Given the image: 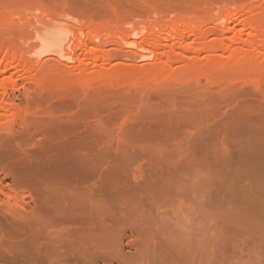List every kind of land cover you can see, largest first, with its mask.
<instances>
[{"label": "rangeland", "instance_id": "obj_1", "mask_svg": "<svg viewBox=\"0 0 264 264\" xmlns=\"http://www.w3.org/2000/svg\"><path fill=\"white\" fill-rule=\"evenodd\" d=\"M248 1L249 0H0V63H2L5 57L4 55L13 45L15 46L16 43L17 46H24V53L30 50L27 52V55L25 53L27 58H33V64L37 61V64L41 65L43 68L40 69V66L36 67L37 64H32L35 68H39L40 70L33 69L35 72V74L34 72L33 74L35 76L52 75V77L55 76V78L56 76H60L63 79L60 77L57 78L62 80L63 85H67V87L64 86L65 88L69 87V89H71L70 87H72L71 90L67 89V91L74 90L75 88L73 87L77 85L79 87L77 89L86 95H91L94 92H101V89L103 91L101 93L104 94L108 91L109 93L106 94L117 93V95L119 94L121 96V94L125 93L127 96L131 97L130 104L132 103V107L130 104L128 105L130 106L129 109L132 110V112H130L132 117L140 113L147 115L156 113L152 116H156L157 114L159 116L162 114L165 117H167L168 114H172L168 113L170 111L176 114H173L175 116V122L170 124L172 128L174 126L172 131L171 127L169 129L172 134L165 131L167 135L170 134L169 136H171L170 139L167 136L169 140H165L163 143L159 140L161 137L155 139L157 140L156 143L153 144L155 146L148 144L152 147H148V145L146 147V140L145 142L142 141L145 144H141L139 140L132 141L131 144L135 146H133L134 148L138 146L137 150L141 149L143 145L145 146V148L143 147L145 150L147 148L149 149V153L152 152L159 156L161 154L170 153V155H168L169 158L175 164H181L183 166L190 161L188 158L191 156L188 157L187 153L190 155V153L193 154L195 151L197 154L198 150L199 152L203 151L201 156L198 152L200 158L203 156L201 158L202 161L199 156L198 158H190L191 160L196 159L194 160V164L192 163L193 161L187 164L185 169L187 173H185L184 170L181 172L180 180L173 188L169 186V190L164 192L163 189L166 188V184L164 182L157 184V203L154 202L158 206H155V209L158 208L155 210V213L158 216V220L156 218V221L158 222V229L160 231L158 232L159 237L157 236L156 238L158 248L156 246L155 253L151 255L153 258L151 259L149 257L151 260L146 258L142 259L143 264L147 261H151L150 264H264V131H262V122L264 121L260 120L262 117L264 119V109L257 105L248 104L249 102H253L248 96V92L252 90L264 91V64L258 70L252 66H246L235 71L229 69L225 72L218 71L216 73L217 81L215 82L213 80L215 83L212 84L209 77L207 78V76L201 75L203 72L205 73V71L202 70V72L200 69H202V66L205 67V63L209 62L210 58L208 55L212 56L215 53L216 59L212 60V58V62H214V64L221 62L222 59L218 57L221 55L220 57L223 58L225 55L223 54L222 56L221 50L223 49L221 48L220 50L218 48L216 51L217 53L213 52L214 50L207 51L208 53L206 51L201 52V50L198 49L193 50L194 53L192 54L195 56L198 55L199 63L191 68L186 66L187 56L179 51L180 48L177 47L176 53L178 54L175 55V53H173L176 62L170 67V71L166 73L167 75L165 74L162 76L160 72V74H157V76L160 75L158 78H156V75L153 76V74L158 72L157 67L164 58V51H166L164 49L167 45L165 43L169 44L172 41H179L175 37L177 31L174 33L175 30L171 27L175 28L174 26H178L179 23H181L180 25L182 26L186 20L187 22L192 21L201 23L203 34V37H201L203 38L201 39L202 41L206 39L209 41L207 43H211L210 45L217 44L219 41L227 43L229 41V36L232 37L234 31H232L231 34H223L224 25L228 26L227 24L230 23V26H234L236 23H240L242 18H245V16L236 15L234 13V15L232 14L234 17L230 15V19L227 20V18H225L227 21L223 18L221 19V17L225 15L223 11L229 7L231 8L232 5H228L230 2L231 4L234 2L236 3H234V6L231 8L233 10L239 8V4L242 3L243 5L241 6L244 8L246 6H248L249 9L254 8V6L259 8L256 10H254L255 8L252 9L254 13L247 15H252V19L260 18V21H264V0ZM206 9H212L213 11L210 15L208 12L203 14ZM257 10L260 11L258 12ZM198 14H203L202 17H204L202 18ZM207 14L210 16V19L208 18L210 21H205L204 19ZM196 16L199 19L196 18ZM235 17L236 19H234ZM15 18H17L16 25L14 23L16 21H12L11 23V20ZM50 18H52V20ZM53 18L54 20L56 19L55 21L59 20L60 23L55 22ZM178 18L181 19L183 23L181 21L178 23ZM189 18H193L195 21L188 20ZM176 20L177 22H175ZM4 21L7 23H4ZM48 21L50 25L47 24ZM104 21H111L110 24L112 22L114 24L115 22L120 24L116 23L114 26L112 23L106 28L107 32L105 31L106 35L104 37L106 40L104 41L107 42L100 47L108 60L105 69L107 68L109 71L117 67H121V69L118 72H112L105 82H99V84H97L98 81H96V85H93L89 83L92 82L91 77H89L90 73L83 74L79 77V72H77L79 71L77 68L79 65L77 62L74 63V61H72L71 55H73L74 52L71 51L70 45H68L69 41L61 39V37L66 36L68 38L70 35L69 39H76V44L84 41L87 35L90 34L92 37L96 38V43L98 44L100 42L99 37L95 35L92 29L86 31L87 34H80L79 29H86L92 23H104ZM162 21H164V25L167 24V26H164ZM216 21L219 22L215 23ZM224 21L228 23L226 24ZM65 22L66 24H64ZM19 24H22V27ZM168 24L170 26H168ZM14 25H18L23 38L20 37L21 35L18 36L19 31L17 35L18 27ZM46 25H48V27ZM180 25L177 30L183 32L185 24L182 27H180ZM162 28H164V30ZM168 28H170L169 30L171 32L167 30ZM239 28L240 26L236 27V29ZM107 29H109V32ZM146 31H149L148 34ZM219 31L220 34H218ZM113 32L114 34H112ZM168 32H170V34L172 33L177 40L175 41L173 36H170ZM54 33H56V37L52 35ZM75 36L79 37L76 38ZM151 36L152 38L155 36L154 39H156L157 42L152 39ZM24 37L26 39H24ZM119 37L124 39L121 41ZM170 38L172 41H169ZM108 39L113 42L110 40L108 41ZM146 40L148 41L146 42ZM153 40V46L158 47L161 44L164 49L162 47L159 49L158 47L159 50H156V48L153 51L154 48H152L151 51L150 48L152 45H149V43ZM215 40L218 41L215 42ZM119 42H121V45L122 43L124 44L122 45L123 47ZM138 42L142 45L145 42L149 43H145L146 45L144 44L143 47L140 43L136 44ZM8 43H12L10 48ZM31 43L32 45L35 43L37 46L35 45L33 47L30 45ZM2 45L4 49H2ZM28 45L31 47L28 48ZM118 45H120L121 48L117 47ZM219 45H222L221 42ZM90 46L95 47V44L90 43ZM136 46L139 47L136 48ZM76 48L77 47L74 49ZM18 49L22 50L17 47V50ZM76 50H79L78 53H82L79 48ZM160 52L164 55H161ZM179 52L182 54L180 55ZM107 53L108 55H106ZM157 55H159L158 59L156 57ZM23 57L21 58L23 59ZM34 58L36 61H34ZM24 59L26 58L24 57ZM29 59L26 61H29ZM31 61H29L30 64ZM30 64L27 65L32 66ZM147 69H149L148 71L150 72L146 73L145 71ZM204 73L203 75H205ZM73 78L80 79L75 86L72 82H69ZM21 82L22 81L19 80L18 85ZM21 84L22 86L19 85L18 89L8 90V96L6 95L10 103L8 106V111H10L9 114H14L15 112L14 115H16L13 125L15 129H19L17 128V124L20 121L19 119L36 108V105L32 104L34 101L37 103L35 98L38 99V97L42 96L35 92L29 94L28 90L36 88L34 82L30 81L24 84L22 82ZM34 94H37V97H35ZM29 97L30 99H28ZM133 98L135 100H133ZM218 121H221V123ZM3 123L2 125L0 124V130L8 126H5L6 122L3 127ZM118 129H112V132H110L114 135L111 134L112 138H114L115 135L117 136ZM114 130H116L115 133ZM232 137L235 141L231 140L233 139ZM148 140H150V142ZM148 140V143L155 142V140ZM158 140L161 144H159L160 142ZM220 142L223 145H221ZM199 143L201 145L200 147ZM207 143L210 146H207ZM196 147H198V149ZM180 148L183 151L180 150ZM185 148L187 153L184 152ZM194 148H196L195 151ZM199 148L202 149L200 150ZM188 149H192L193 153L191 150L188 152ZM196 154L193 155L195 156ZM148 155L150 156V154ZM159 156L151 155L150 158L155 157L159 159ZM149 162L150 161L147 160H137L136 164L133 165L134 167H132L134 173L139 175L138 170L149 165ZM191 163L193 164L192 167L190 166ZM0 180L3 181V186L5 185L4 191L7 190V186L12 183L10 178H4L3 175H0ZM0 197L1 202L5 197L1 195V193ZM24 201L27 204L25 208L28 211L34 208V203L31 202L28 197H25ZM1 207L2 206H0V209ZM132 240V236L128 233L124 239V253L126 255L128 254V256L135 254ZM104 260V262L102 261L100 264H106L109 261H107V259ZM113 264L119 263L113 262Z\"/></svg>", "mask_w": 264, "mask_h": 264}, {"label": "bare ground", "instance_id": "obj_2", "mask_svg": "<svg viewBox=\"0 0 264 264\" xmlns=\"http://www.w3.org/2000/svg\"><path fill=\"white\" fill-rule=\"evenodd\" d=\"M234 3L231 4L230 2L228 5H232V8ZM239 5L240 7L236 10L229 7L223 11L225 15L221 19L227 18L228 20L230 19V15L234 17V13L245 16V18H242V21L236 23L234 26H230V23L227 24L228 22L224 21L228 26L224 25L223 34H231L232 31L234 33L232 37L229 36V39L227 38L229 41L225 42L226 44L222 43V41L218 42L219 44L221 42L222 45L218 43L210 45L211 43H207L209 41L206 39L205 41L201 40L203 39L201 38L203 37L201 23L187 22V20L183 23L178 18V23L181 21L183 23L182 26L185 24V29H183V32L177 30L181 23L178 26L175 23L174 27L176 29L171 28L175 30L174 33L177 31L176 35H174L179 41L174 42L171 40V37L169 41L171 40L173 43H165L167 44L165 49L161 44L158 46L159 49L162 47L166 51L163 50L165 55L162 53L163 51L160 52L161 55H164V58L157 67L158 72L153 74V76L156 75V78H158L160 75L157 76V74H160V72L164 76L170 71V67L176 62L174 56L178 54L176 53L177 47L180 48L179 51L187 56L186 66L191 68L199 63L198 55L192 54L194 53L193 50L198 49L201 52L214 50L213 52H216L218 48L220 50L221 48L223 49L221 50L222 56L223 54L225 55L223 58L219 55L218 58L222 60L217 63L218 65L212 62V60L216 59L214 53L212 56L208 55L210 60L213 58L211 62L210 60L208 63L204 62L205 67L202 66V69H200L201 71H205V73L202 71L205 75L202 72L201 75L209 77L212 84L217 81L216 73L218 71L225 72L228 69L235 71L246 66H252L258 70L264 64V21H260V18H257L258 20L256 18L252 19V15H247L254 13V10L259 8L253 5L255 9L252 8L254 9L252 11L245 3L244 5L247 8L241 6L243 3ZM204 11L203 14L208 12L210 15L213 10L206 9ZM203 14L198 15L202 17ZM208 14L204 18L205 21L210 19ZM197 16L196 18L199 17ZM15 19L11 20V23L12 21H16L14 22L16 25L17 18ZM50 19L52 20V18ZM188 20L195 21L193 18H189ZM49 21L47 22L48 25H50ZM55 22L60 23L59 20ZM110 22L92 23L86 29H79L80 31L76 29L80 34H87L86 31L92 29L95 35L99 37L100 42L98 44L96 43V38L90 34L87 35L84 41L79 42L80 45L79 43L75 44V38V40L69 39L70 35L68 38L60 36L61 39L69 41L68 45H70L71 51L74 52L71 56L72 61L74 63L77 62L79 65L76 64L79 70L77 72L80 75L78 76L81 77L83 74L90 73L89 77H91L92 82H89L90 79L88 82L93 85H96V81H98L97 84L105 82L112 72H118L121 69V67L110 71L107 68L105 69L108 60L103 54L104 51L100 48L107 42L104 41L106 40L104 37L107 32L106 28L113 23L110 24ZM115 24L113 23L114 26ZM169 24L168 26H170ZM48 25L46 26L48 27ZM165 25L167 26V24ZM20 26L22 27V24ZM182 26L180 25V27ZM239 26L240 28L236 29ZM15 27H18V25ZM162 29L164 30V28ZM107 30L109 32V29ZM220 31L218 34H220ZM148 32L146 31L147 34ZM170 32H168L169 35L173 36V31L171 34ZM21 34L22 32H20L18 27L17 35L20 36ZM52 35L56 37V33ZM20 37L23 38L22 35ZM154 37L152 38L151 36L152 39ZM175 37L173 36L174 39ZM119 38H121V41L124 39L122 37ZM24 39L26 38L24 37ZM154 40L150 41L151 43L148 42L149 45H152ZM90 43H94L95 47L90 46ZM145 43L143 45L140 44L144 47ZM11 44H9V48ZM30 45H28V48L31 47ZM35 45L34 43L32 46L34 47ZM120 45L117 47H120ZM122 45L124 44L122 43ZM153 45L150 50L152 48H154L153 51L156 48V50H159L157 46ZM74 46L79 48L83 55L82 53H78L79 50L77 51V48L74 49ZM5 47L7 48V46ZM17 47L22 50L24 49V46H17L15 43V46L13 45L10 49L7 48L9 50L4 55L2 63H0V124L2 125L3 122H7L6 125L3 123V127L4 125H8L5 129L0 130V175L12 180V183L7 186V190L5 191V185L3 186V181L0 180V193L5 197L0 202V206H2L0 209V264H100L104 259L110 261L106 264H113V262H118L119 264H143V258L152 259L153 256L151 255L155 253L156 246L158 248L156 238L157 236L159 237L158 232H160L158 222L156 221V218L158 220V216L155 213V210L158 209H155V206H157L155 204L157 200L156 186L158 183L164 182L166 184V188L163 189L164 192L169 190V186L173 188L180 180L181 172L184 170L187 173L185 170L187 164L192 161L194 164V160L196 159L191 160L190 158H198V154L200 153L201 156L203 151L199 152L198 150L199 153L197 152L196 154L195 150L198 147L194 148V153L192 149H188V152L191 150L193 154H196L195 157L191 153L189 155L185 148L184 152L188 154H186L188 157H191L188 158L190 161L183 166L175 164L168 156L170 153L159 156L152 152L149 153V149L145 150V146L143 145L141 149L137 150L138 146L134 148L135 146L131 144L132 141L139 140L141 144L146 143L147 147L148 144L153 145L156 143L157 140L155 139H159L160 137L161 139L159 140L163 143L165 140H169L171 136H169L170 134L167 135L165 131L170 132L169 129L170 127L172 128L170 124L175 122L174 115L176 114L170 111L168 113L172 114H168L165 117L162 114L152 116L156 113L148 115L138 113L139 115L136 114V116L132 117L130 113L132 110L129 109L132 105V103L130 104V96H127L125 93V96L124 94H121V96L117 95V93L106 94L109 91L104 94L101 93L103 92L102 89L101 92L86 95L77 89L79 88L76 85L80 80H78L79 77L69 81L77 87H73L75 89L72 91H67L69 87H64H67V85H63L62 80H59L62 78L60 76H56V78L55 76L52 77V75H50L51 77L46 75L35 76V72L33 71L35 67L33 65H36L38 62L34 58L36 63L33 64V58H30L32 61L27 58V52L30 50L25 52V55V49L23 51L17 50ZM2 49H4L3 45ZM5 50L3 51L6 52ZM158 56H156L157 59ZM27 59L31 61V64L29 61H26ZM27 64H33V67ZM37 65L36 67L40 66L39 68L43 69L41 65ZM39 68L35 69L40 71ZM148 70L145 72H150ZM57 77L60 78L58 79ZM19 80L23 84L30 81L34 82L36 88L33 87L34 89L28 90L29 94L35 92L42 96H40L41 99L40 97L38 99L35 98L37 103L34 101L36 104L34 102L32 104L36 105V108L32 112L28 110L29 112L22 116L19 119L20 121L18 120L17 128L19 129H15L13 125L16 115H14L15 112L14 114H9L8 106L10 103L6 95L8 90L18 89L19 85L22 86V82L18 85ZM70 88L72 89V87ZM36 95L35 97H37ZM248 96L253 100V102L248 103L249 105H257L264 109V91L252 90L248 92ZM133 100L135 99L133 98ZM260 120L264 121L263 117ZM218 122L221 123V121ZM262 123V131H264V122ZM112 129H118V134L114 138H112V133H110ZM173 129L174 126L171 131ZM170 133L172 134V132ZM167 136L169 139H167ZM148 139L155 140V142L148 143ZM231 140L235 141L234 138ZM148 141L150 142V140ZM221 145L223 144L221 143ZM207 146L210 145L207 143ZM180 150L182 149L180 148ZM151 155L159 156V159L155 157L150 158ZM137 160L150 161V164L146 167H139V175L134 173L132 169ZM184 160L186 161L185 158ZM192 163L190 164L191 167L193 166ZM25 197H28L35 205L29 211L25 208V205H27L24 201ZM128 233L133 238L132 243L135 249V254L131 256L124 253V239ZM147 262L151 263V261Z\"/></svg>", "mask_w": 264, "mask_h": 264}]
</instances>
